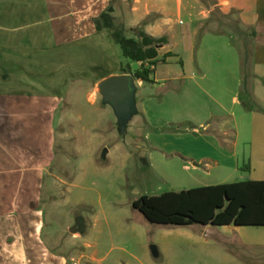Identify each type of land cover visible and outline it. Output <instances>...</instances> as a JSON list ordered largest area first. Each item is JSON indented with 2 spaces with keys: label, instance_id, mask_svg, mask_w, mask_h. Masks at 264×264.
Instances as JSON below:
<instances>
[{
  "label": "rangeland",
  "instance_id": "rangeland-1",
  "mask_svg": "<svg viewBox=\"0 0 264 264\" xmlns=\"http://www.w3.org/2000/svg\"><path fill=\"white\" fill-rule=\"evenodd\" d=\"M162 5L167 8L118 0L114 27L104 30L94 46H75L72 57L50 69L52 77L46 74L60 80L51 90L60 111L56 159L44 176L39 206L43 228H0V240L35 241L67 264H264V228L158 225L134 208L145 195L222 181L217 172L230 173L229 182L243 179L223 168L207 176V166L195 171L173 151L186 145L228 149L234 142L231 134L202 138L178 128L204 121L209 98L193 78L202 74L203 60L224 51L226 43L237 52L242 48L241 36L229 24L236 16L223 17L218 9L213 14L217 0H163ZM205 8L212 12L210 19ZM156 21L165 24L170 43L160 50L151 82H145L134 74L149 66L127 59L116 33L137 38L136 30ZM222 60L229 61L225 54ZM124 71L130 72L125 75L133 79L135 91L129 111L119 115L104 101L99 84ZM79 223L83 231L73 234ZM45 249L35 248V256Z\"/></svg>",
  "mask_w": 264,
  "mask_h": 264
},
{
  "label": "crops",
  "instance_id": "crops-1",
  "mask_svg": "<svg viewBox=\"0 0 264 264\" xmlns=\"http://www.w3.org/2000/svg\"><path fill=\"white\" fill-rule=\"evenodd\" d=\"M217 2L219 8H214L213 14L218 9L223 17L236 16L229 24L241 36L242 48L237 52L226 43L224 51L206 56L208 61L204 59L199 66L202 74L196 73L193 78L209 98L202 114V119L209 122H190L189 127L178 131L200 133L202 138L231 134L234 142L223 141L231 144L228 149L218 144L214 149L186 145L173 151L179 162L195 171L207 166V176L223 168L240 173L242 182L264 181V112L246 109L244 103L252 101L264 109V0ZM110 3L0 0V228H43L39 206L44 176L56 159L60 111V100L51 92L60 80L44 77L51 75L49 71L55 65L66 62V57H72L75 46L97 44L106 31L98 32L95 21ZM137 3L144 8H167L163 0ZM116 12L117 7L114 17ZM203 12L206 18L212 17L210 10L205 8ZM164 25L156 21L143 31L161 38L168 34ZM169 33L173 41L174 29ZM222 54L229 61L224 62ZM216 175L222 181L195 188L235 183L227 181L230 173ZM37 247L46 248L30 240H0V264H67L46 249L36 257Z\"/></svg>",
  "mask_w": 264,
  "mask_h": 264
},
{
  "label": "trees",
  "instance_id": "trees-1",
  "mask_svg": "<svg viewBox=\"0 0 264 264\" xmlns=\"http://www.w3.org/2000/svg\"><path fill=\"white\" fill-rule=\"evenodd\" d=\"M110 6L95 21L98 32L112 29L115 24V6L118 0H110ZM137 38L116 33L124 56L142 66L134 74L136 79L151 82L159 60V51L169 43L167 36L155 38L141 29L136 30ZM168 57H171L169 54ZM153 67V68H152ZM130 74L128 71L122 73ZM246 109H264L254 102L245 101ZM153 224L189 226H231L264 227V181L235 182L217 186L199 187L180 192L170 191L159 196H142L134 203Z\"/></svg>",
  "mask_w": 264,
  "mask_h": 264
},
{
  "label": "water",
  "instance_id": "water-1",
  "mask_svg": "<svg viewBox=\"0 0 264 264\" xmlns=\"http://www.w3.org/2000/svg\"><path fill=\"white\" fill-rule=\"evenodd\" d=\"M133 79L128 75H116L104 79L100 82V92L105 102L110 103L117 113L120 115L124 110L129 111L128 104L130 103L135 87ZM107 150L103 154V158H106ZM236 227L235 223L231 225ZM83 231L82 224L72 228V233L77 234ZM152 253L155 258H159L160 254L156 246L152 247Z\"/></svg>",
  "mask_w": 264,
  "mask_h": 264
}]
</instances>
